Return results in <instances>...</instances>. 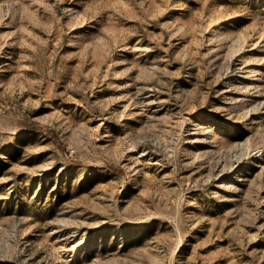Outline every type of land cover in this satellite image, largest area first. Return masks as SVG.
Returning <instances> with one entry per match:
<instances>
[{"label": "rangeland", "instance_id": "obj_1", "mask_svg": "<svg viewBox=\"0 0 264 264\" xmlns=\"http://www.w3.org/2000/svg\"><path fill=\"white\" fill-rule=\"evenodd\" d=\"M0 264H264V0H0Z\"/></svg>", "mask_w": 264, "mask_h": 264}, {"label": "trees", "instance_id": "obj_2", "mask_svg": "<svg viewBox=\"0 0 264 264\" xmlns=\"http://www.w3.org/2000/svg\"><path fill=\"white\" fill-rule=\"evenodd\" d=\"M30 130H38V127L33 126Z\"/></svg>", "mask_w": 264, "mask_h": 264}]
</instances>
